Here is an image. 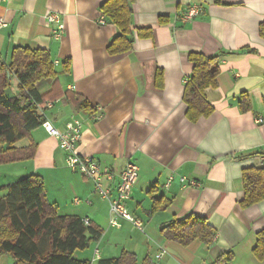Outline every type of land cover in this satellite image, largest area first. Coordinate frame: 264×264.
<instances>
[{
    "label": "crops",
    "instance_id": "obj_1",
    "mask_svg": "<svg viewBox=\"0 0 264 264\" xmlns=\"http://www.w3.org/2000/svg\"><path fill=\"white\" fill-rule=\"evenodd\" d=\"M105 1L0 0V17L8 22L0 28V54L9 58L18 46L50 52L57 75L36 84L48 95L40 109L44 119L60 132L81 121L79 152L108 171L101 181L111 197L128 162L138 165L125 205L142 226L123 218L110 224V201L94 179L68 167L59 139L42 125L18 143L33 140L37 150L13 162L21 163L15 181L38 175L59 214L89 218L102 232L75 252L79 260L92 261L98 249L94 264L124 250L155 264H213L225 252L233 253L228 264H264L254 254L264 200L242 205L244 169L264 167V0H134L133 47L115 55L108 47L119 29L103 15ZM193 6L203 10L186 19ZM49 12L60 21L49 25ZM192 52L220 55L221 68L218 86L204 91L214 110L196 122L184 101ZM192 214L215 229L212 244H183L163 231Z\"/></svg>",
    "mask_w": 264,
    "mask_h": 264
},
{
    "label": "trees",
    "instance_id": "obj_2",
    "mask_svg": "<svg viewBox=\"0 0 264 264\" xmlns=\"http://www.w3.org/2000/svg\"><path fill=\"white\" fill-rule=\"evenodd\" d=\"M133 3L134 0H106L101 6L103 15L119 29L108 47L110 54H121L133 47ZM149 33L150 30L144 32ZM260 35L264 38V22L260 24ZM189 59L194 67L185 85L184 101L188 106L187 117L196 122L214 110L204 91L219 84L220 55L192 52ZM65 67L69 71L68 65ZM56 75L51 54L46 49L18 46L9 58L0 54V164L34 157L37 143L32 140L23 147L18 143L30 138L32 130L46 121L40 109L48 95L41 94L36 84ZM245 99L241 100L243 110L250 108ZM243 182L244 207L264 200L263 166L244 169ZM163 231L183 244L195 239L212 244L216 236L207 220L194 214L171 221ZM101 234L78 216L59 214L57 206L47 200L45 185L38 175L24 176L0 187V255H12L15 264H92L74 255L88 248ZM254 254L259 260L264 259V229L258 233ZM232 258V252H225L213 264H228ZM96 264L155 263L150 258L139 262L135 253L124 250L120 256L101 259Z\"/></svg>",
    "mask_w": 264,
    "mask_h": 264
},
{
    "label": "built area",
    "instance_id": "obj_3",
    "mask_svg": "<svg viewBox=\"0 0 264 264\" xmlns=\"http://www.w3.org/2000/svg\"><path fill=\"white\" fill-rule=\"evenodd\" d=\"M10 2L12 0H4ZM203 8L201 6H193L190 8L189 12L185 15V18H192L193 16L199 14ZM48 24L54 22H59L61 16L56 12H49L46 15ZM8 22L0 17V28L7 27ZM59 28H64V24L60 23ZM48 107H52V103L47 104ZM42 126L46 129L48 133L57 137L59 139L60 147L66 152V163L69 168L79 171L82 174L94 179L96 183V188L101 196L110 201V211L111 218L110 224L117 225L120 218L126 219L134 224L135 227L141 228V221L131 214L126 205L125 201L130 198L131 191L136 184L139 177V167L134 162H128L126 168L122 172L121 181L118 185L117 195L111 197L110 190L103 186L101 177L103 174L108 175V171H102L100 169L99 163L93 157L81 155L79 152V143L82 138V123L80 120L75 119L68 124V130L66 132H60L55 128L50 121H45ZM85 225H91L89 218H84ZM96 255L92 259V264L98 258V249L95 251ZM162 253H159L157 257H161Z\"/></svg>",
    "mask_w": 264,
    "mask_h": 264
},
{
    "label": "rangeland",
    "instance_id": "obj_4",
    "mask_svg": "<svg viewBox=\"0 0 264 264\" xmlns=\"http://www.w3.org/2000/svg\"><path fill=\"white\" fill-rule=\"evenodd\" d=\"M20 164H0V184H9L16 180L15 174L19 171ZM5 192V191H4ZM3 258L0 264H15V258L10 254L0 255Z\"/></svg>",
    "mask_w": 264,
    "mask_h": 264
}]
</instances>
